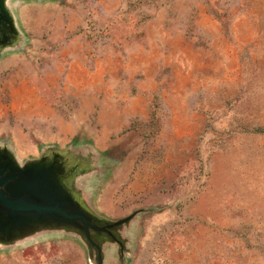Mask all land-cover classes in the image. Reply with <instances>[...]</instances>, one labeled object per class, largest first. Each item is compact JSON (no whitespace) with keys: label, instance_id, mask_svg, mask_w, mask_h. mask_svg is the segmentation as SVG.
Wrapping results in <instances>:
<instances>
[{"label":"rangeland","instance_id":"obj_1","mask_svg":"<svg viewBox=\"0 0 264 264\" xmlns=\"http://www.w3.org/2000/svg\"><path fill=\"white\" fill-rule=\"evenodd\" d=\"M6 6L0 151L60 153L71 194L124 221L101 264H264V0ZM0 264L97 253L46 226L0 239Z\"/></svg>","mask_w":264,"mask_h":264},{"label":"water","instance_id":"obj_2","mask_svg":"<svg viewBox=\"0 0 264 264\" xmlns=\"http://www.w3.org/2000/svg\"><path fill=\"white\" fill-rule=\"evenodd\" d=\"M6 1L0 0V45L13 36ZM69 173L65 157L58 152L21 166L0 151V239L38 227L72 228L96 251L101 264L99 241L109 238L121 245L114 229L124 221L109 222L89 212L67 189Z\"/></svg>","mask_w":264,"mask_h":264}]
</instances>
